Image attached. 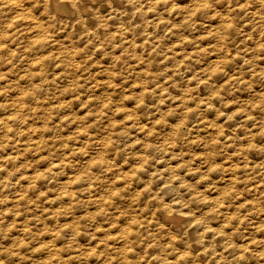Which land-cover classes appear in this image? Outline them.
Masks as SVG:
<instances>
[{"label":"clouds","instance_id":"clouds-1","mask_svg":"<svg viewBox=\"0 0 264 264\" xmlns=\"http://www.w3.org/2000/svg\"><path fill=\"white\" fill-rule=\"evenodd\" d=\"M64 4L0 0V264H264V0Z\"/></svg>","mask_w":264,"mask_h":264},{"label":"rangeland","instance_id":"rangeland-1","mask_svg":"<svg viewBox=\"0 0 264 264\" xmlns=\"http://www.w3.org/2000/svg\"><path fill=\"white\" fill-rule=\"evenodd\" d=\"M18 15H19V14H17V16H10V19L14 21V20H16V19L18 18ZM213 59H215V57H213ZM20 76L23 77V73H21ZM11 78H12V79H16L17 77H16L15 74H13ZM20 82H21V85L24 84V80H23V79H21ZM11 95H12L13 97H15V96L19 95V93L16 92V91H13V92L11 93ZM69 99H71V98L69 97ZM129 107H131V105H129ZM233 110H235V109H233ZM80 114H81V115H84L83 111H81ZM209 118L211 119L212 117H209ZM30 123H31V122H30ZM36 126L39 127L40 125H36ZM66 134L70 135L71 133H66ZM38 138H39V137H34V139H38ZM10 152H11V150H9V154H10ZM44 155H47V154L45 153ZM46 167H47L46 165L41 166V168H40V172H43V171L46 169ZM125 171H127V168H125ZM28 173H29V174H28ZM34 174H35V175H36V174L38 175V173H34L33 170H32L31 168H29V169L27 170V172H26V175H28V176H34ZM69 175H71V173H70ZM214 179H215V178H214ZM24 181H25V180H22V182L20 181L19 183H20V184L23 183V186H24V185L26 186V184H27V186H29V182L26 180L25 183H24ZM27 182H28V183H27ZM36 183H37V185H39V181H38V180L36 181ZM21 185H22V184H21ZM218 186H219V187H222L223 185H218ZM25 188H27V187H25ZM202 190H203V189H202ZM17 191L19 192V187L17 188ZM28 195H31V193H28ZM217 195H219V194L217 193ZM33 198H34V197H33ZM50 198L53 199L54 197H52V196L50 195ZM65 199H67V196H65ZM9 207H11V205H9ZM56 207L58 208L59 206L57 205ZM49 208H50V206L46 205V206H45V211L47 212V211L49 210ZM233 211H234V210H233ZM9 216H10L9 218L7 217L9 222H11L14 218H15L16 220L18 219V221H20V222L24 220V217H22V216H20V215H17L16 217H13L12 215H9ZM18 217H19L20 219H19ZM65 219H66V218H64V219L61 218V220H60L61 225H63V224H67V222L70 223V221H71L70 219H66V220H65ZM64 220H65V221H64ZM67 220H68V221H67ZM61 221H62V222H61ZM49 222H52V220L49 219L48 223H49ZM21 223H22V222H21ZM52 223H53V222H52ZM49 225H51V223H49ZM217 226H218V225H215V224L213 225V227H217ZM14 234H15V233H13V235H14ZM17 234H19V233H17ZM17 234H15L14 236H17ZM48 238L51 239V236L48 237V236L46 235V236L44 237L45 240H46V239L49 240ZM262 238H264V237H262ZM82 242H83V243H86L85 241H81V243H82ZM57 246L59 247L60 245H57ZM41 257L44 259V261H46V260L48 259L46 256H44V257L41 256ZM41 257H39L38 259H40ZM42 258H41L40 260H42ZM46 258H47V259H46Z\"/></svg>","mask_w":264,"mask_h":264},{"label":"bare ground","instance_id":"bare-ground-1","mask_svg":"<svg viewBox=\"0 0 264 264\" xmlns=\"http://www.w3.org/2000/svg\"><path fill=\"white\" fill-rule=\"evenodd\" d=\"M62 2H71V0H57V4H58V7H59V9L61 10V11H63V12H65V13H69L70 14V9H69V7L66 5V4H64V5H59L60 3H62ZM17 16V15H16ZM29 174V173H28ZM25 175H26V173H25ZM35 175V174H34ZM37 175V174H36ZM38 175H39V173H38ZM26 176H28V175H26ZM26 181V180H25ZM25 181H24V183H25ZM21 182H22V180H21ZM28 183V182H27ZM22 185H23V183H21ZM24 187H28L27 186V184H26V186L24 185ZM34 199V198H33ZM51 199V198H50ZM10 216H8V218H9ZM8 218H7V220H8ZM19 218V217H18ZM15 219V218H14ZM20 219V218H19ZM64 219V218H63ZM18 220V219H17ZM66 220V219H65ZM64 220V221H65ZM68 221V220H67ZM21 222H23V221H21ZM62 222V221H61ZM49 223H51L52 224V222H49ZM70 223H71V221H70ZM61 224V223H60ZM67 224H68V222H67ZM64 225V224H63ZM15 234H17V233H15ZM14 234V235H15ZM17 235H19V234H17ZM49 237V236H48ZM262 238V237H261ZM49 239V238H48ZM47 240V239H46ZM49 240H51V239H49ZM82 244H83V242H82ZM59 245V244H58ZM44 257V256H43ZM42 258V257H41ZM40 258V259H41ZM39 259V260H40ZM47 259V258H46ZM42 260H44L43 258H42Z\"/></svg>","mask_w":264,"mask_h":264}]
</instances>
